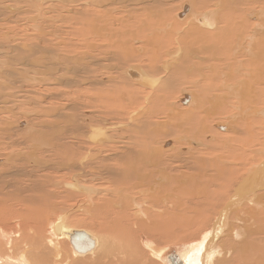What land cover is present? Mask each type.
<instances>
[{
  "label": "bare ground",
  "instance_id": "obj_1",
  "mask_svg": "<svg viewBox=\"0 0 264 264\" xmlns=\"http://www.w3.org/2000/svg\"><path fill=\"white\" fill-rule=\"evenodd\" d=\"M169 1L0 0V26L23 22L0 34V264H157V240L202 231L184 264H264V0H183L178 21ZM46 208L87 217L46 235ZM75 229L93 250L59 248Z\"/></svg>",
  "mask_w": 264,
  "mask_h": 264
},
{
  "label": "rangeland",
  "instance_id": "obj_2",
  "mask_svg": "<svg viewBox=\"0 0 264 264\" xmlns=\"http://www.w3.org/2000/svg\"><path fill=\"white\" fill-rule=\"evenodd\" d=\"M183 0H171V1H169V4H170V8H168V11L166 12V13H168L170 16H172L175 20H181L182 18H180V17H177L176 16V12H180V3L182 2ZM241 1V0H240ZM188 2H192V3H194L195 2V0H188ZM243 2V1H242ZM123 4V3H122ZM248 5V4H247ZM245 6L244 7V11H243V15H244V17H245V15H247V13L250 11V9H254V8H256L257 7V4H255L254 3V5H252L251 4V2L249 3V5H250V7H248V6ZM252 5V6H251ZM239 7V8H236V7ZM131 7V11H132V9H134V8H132L133 6H131V5H129V8ZM241 7H242V5L241 4H237L236 6H235V8H234V10H231V12L232 11H240L241 10ZM123 9H126V8H122L120 11L122 12V16L120 17V18H123L124 16H126V10H124L123 11ZM204 9V8H203ZM135 10V9H134ZM248 10V11H247ZM230 11V10H229ZM242 11V10H241ZM114 12H116V11H114ZM118 12V11H117ZM116 12V13H117ZM198 12V11H197ZM234 13V12H233ZM124 14V15H123ZM188 14V13H187ZM225 15V14H224ZM223 15V16H224ZM228 14H226L225 16H227ZM119 17H117V20L118 19H120ZM131 18L132 19H130V22H132V20H133V16H131ZM249 19V18H248ZM17 21L18 22H16V21H10V22H1V25H3L4 27H7L9 30H16L18 33L20 32V33H22V31H19V30H17V28H16V26H18V25H22L23 24V22L20 20V19H17ZM22 22V23H21ZM167 22H169V20H167ZM3 23V24H2ZM11 23V24H10ZM18 24V25H17ZM9 25V26H8ZM3 26H0V34L2 35V31H3V29H5ZM10 26H13L12 28L10 27ZM160 26H162V25H160ZM19 28L20 27H23V26H18ZM2 28V29H1ZM14 28H16V29H14ZM122 30V29H121ZM120 30V31H121ZM15 31V32H16ZM178 31H179V33H181L182 31H181V28H179L178 29ZM117 32L119 33V30H117ZM10 33V32H9ZM2 36H0V38H1ZM0 43H1V40H0ZM135 44L133 43V46H134ZM171 47H173L172 45H170ZM169 46V47H170ZM168 47V48H169ZM170 47V48H171ZM167 48V49H168ZM169 50V49H168ZM170 50H172V49H170ZM138 51H143L144 52V50H136V52H135V50H134V52L135 53H138L137 55H139V56H142L141 54L143 53V52H138ZM166 52V51H165ZM163 53V55L165 56V55H167L166 53ZM181 54V51L179 52V55ZM138 58H140V60L138 59V60H131V59H127V60H122V65H130V64H136V65H138V67L139 68H141V69H143L144 70V65H143V63L142 62H145V60H144V56H143V59H141L142 57H138ZM164 57H162L161 58V61H164L165 59H167V56H165V58H164V60H162ZM127 62H129V63H127ZM140 62H141V64H140ZM124 63H126V64H124ZM160 63V62H159ZM140 64V65H139ZM121 65V68L118 70V72H119V77H120V73H122V75H121V78H122V76H125L124 75V73H123V69L127 66H125L124 68H123V66ZM135 66V65H134ZM158 66H160V64H158ZM123 68V69H122ZM159 68V67H158ZM160 75V74H159ZM128 78V77H127ZM109 79H112V77H110ZM122 79H126V78H122ZM129 79V78H128ZM126 79V82L127 81H129L131 84H133V86H136V85H138V84H136L135 83V81H132L131 82V79ZM135 84V85H134ZM139 86V85H138ZM191 85L190 84H187V83H183V84H179V85H177L176 86V88H175V92H173V94L172 95H170V98H169V100H167V101H169V109L171 108L170 107V102H173L174 103V106L175 105H177L178 106V108H180V107H183V105L184 104H182L181 103V101H180V98H182V95H183V92L185 93V92H191V88H190V90H189V87H190ZM139 96H141V94H139ZM172 96H174V97H172ZM172 97V98H171ZM126 100H124V102H125ZM188 104V103H187ZM128 105H130L129 107L130 108H128L129 110H131V109H133V106L131 105V104H127V106ZM185 106H186V104H185ZM144 108V107H143ZM127 109V108H126ZM129 110H126L127 112V115L130 117V114L132 113V110L131 111H129ZM134 110V109H133ZM125 115V114H124ZM135 115V114H134ZM134 115L132 116L131 115V119H133L134 118ZM124 117V116H123ZM123 117H121L120 119H123ZM133 117V118H132ZM223 115H220V116H217V115H215L214 116V119H216V120H223ZM218 118V119H217ZM119 118H118V120H120ZM212 139V138H211ZM81 159H85L84 157H82ZM83 162H85V161H83ZM86 171H88V169H85ZM85 170H83V172L85 171ZM82 171H81V174H83L84 176L85 175H88V172H84L83 173ZM66 174H64V175H61V174H59L58 176H56L55 177V181L56 180H62V181H67V180H65V179H67L66 178V176H65ZM53 176V175H52ZM54 177V176H53ZM52 177V178H53ZM79 179H81V178H79ZM79 181H81V180H79ZM87 180H85L84 182H86ZM83 182V181H82ZM83 182V183H84ZM88 182V181H87ZM79 183V182H78ZM103 183V182H102ZM97 184V186H99V188H100V186L102 187L103 185L101 184V183H96ZM55 184H53V186L51 187L52 188V191L54 192L55 191V194L57 195L58 194V192H56V190L57 191H59V192H63L64 193V189H65V187H61V188H59V186H57V187H55L54 186ZM97 186H96V188H97ZM54 187V188H53ZM57 188H59V189H57ZM55 189V190H54ZM63 193H61V194H63ZM55 195V196H56ZM57 196H59V195H57ZM71 197V196H70ZM73 197V196H72ZM71 197V198H72ZM76 197V196H75ZM72 198L73 200H74V202H73V200L71 199V198H69V199H66L65 200V202H62L61 201V199H59V197H57L53 202H54V204H56V206L57 207H63V208H65V207H67V208H71L72 209V207L73 206H75L76 207V205L80 202V200L81 201H83V197H82V199H78V198ZM70 200H72V201H70ZM76 201H78V202H76ZM73 203H75V204H73ZM127 206V205H126ZM75 207H73V208H75ZM50 209H51V206L49 207ZM49 208H46L45 209V211H44V218H43V225L45 224V227H43L44 229H46V230H44V232H49L50 233V225L56 220V219H58V217H59V215H60V213L59 212H55V213H52L51 212V210L49 209ZM127 209H130V207L129 208H127ZM59 213V214H58ZM48 215V217H46ZM61 217H63V220H64V222L66 221L67 223H66V226L67 225H69V227H71V226H73V227H76L75 225H73V221H74V218H83V217H87V214L85 215V213L84 214H82V213H75V212H71V213H68V216L66 215V216H64L63 214H61L60 215V217L59 218H61ZM46 218H48V219H46ZM71 219H73V220H71ZM17 220V219H16ZM68 220H69V222H68ZM234 222V221H233ZM70 223H71V225H70ZM235 223V222H234ZM236 223H237V221H236ZM50 224V225H49ZM49 225V226H48ZM195 226H197V224H195ZM194 226V228H191V230L193 231V229L194 230H196V232H199L202 228H201V226L198 224V226H197V228L198 229H200V230H197L196 229V227ZM100 227H101V225H100ZM46 232V233H47ZM103 232H104V235H103ZM102 233H101V235H100V233H98V235H100L99 237L102 239H100V243H101V241H102V244H104V245H106L105 247H107V246H109V247H107V249L108 248H112V246L114 247L113 249H108L109 251L107 252L108 254L111 252H113V253H115L117 250V248H118V246H119V244L121 245L122 244V240H124V238L122 239V238H120V236H118L116 233V235L114 234V233H110L109 231L107 232V231H103ZM105 232H106V234H105ZM49 233H47L46 235H49ZM205 232L204 231H202L199 235H195V236H193L192 238H180V239H164V240H162V241H165V243L164 242H162V241H160L159 240V242H158V240H157V244H156V246H158L159 248H161L162 246V248H161V250H163L162 251V253H161V255L159 256V257H157L156 259H155V257H154V259L155 260H159V262H157V264H161V263H163V260H162V258H161V256L163 255L164 257H165V255H172V256H174V258L175 259H179V257L178 256H181V253H180V250L181 249H183L182 248V245L183 246H185L186 244H189V242H194L195 240H199L200 238H202V236H203V234H204ZM208 233V232H207ZM109 234H113V236L115 235V238L113 237V238H110V236L111 235H109ZM18 235H19V233H18ZM106 235L109 237H106ZM202 235V236H201ZM64 236V235H63ZM63 236H61V235H59L58 237H59V239H60V241H61V245L59 246V248H61L62 249V247H63V249H62V251L64 250V253L67 251V250H69L70 248L68 247V246H70V244H69V242H68V239H67V237H63ZM103 236V237H102ZM145 236V235H144ZM143 235H138V237H137V240L140 242V243H142L143 242V240H145V238H147L146 236L144 237ZM197 236H199V237H197ZM13 237L16 239H18L19 237H17V236H13V234H12V240H13ZM106 237V238H105ZM225 237L226 236H224L222 239H225ZM119 238H120V240H119ZM220 238V237H219ZM219 238L216 240V242L218 243V240H219ZM107 239V240H106ZM110 239H111V242H109L108 243V241H110ZM115 239H116V241H115ZM118 239V240H117ZM192 239V240H191ZM207 239V238H206ZM12 240H10V241H12ZM105 242H104V241ZM114 240V241H113ZM231 240V242H235L236 243V241L235 240H232V239H230ZM63 241V242H62ZM125 241V240H124ZM137 241V242H138ZM168 241V242H167ZM220 241V240H219ZM50 242V241H49ZM121 242V243H120ZM238 242V241H237ZM60 243V242H59ZM108 245H107V244ZM124 243V242H123ZM160 243H162L161 245H160ZM227 243H229V242H227ZM11 244H12V242H11ZM29 245H30V243H28ZM66 245V246H65ZM227 246V247H226ZM228 246L229 245H222V247L226 250L227 248H228ZM29 247H31V245L29 246ZM66 247L68 248V249H66ZM230 247V246H229ZM98 248V247H97ZM116 248V249H115ZM181 248V249H180ZM114 249H115V251H114ZM147 252V251H146ZM180 253V254H179ZM235 253H236V251H235ZM147 254L149 255V256H151L148 252H147ZM121 254H118L117 256H120ZM118 262H120V261H118ZM113 264H115V263H113Z\"/></svg>",
  "mask_w": 264,
  "mask_h": 264
},
{
  "label": "water",
  "instance_id": "obj_3",
  "mask_svg": "<svg viewBox=\"0 0 264 264\" xmlns=\"http://www.w3.org/2000/svg\"><path fill=\"white\" fill-rule=\"evenodd\" d=\"M185 10H187L185 8ZM182 15L184 12L181 13ZM187 99L183 100V103H186ZM68 237V241L74 251L78 254H83L93 250L95 245V239L87 231L83 229H75L65 233ZM172 256V255H171ZM172 264H184L179 259H175Z\"/></svg>",
  "mask_w": 264,
  "mask_h": 264
}]
</instances>
